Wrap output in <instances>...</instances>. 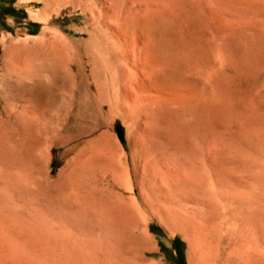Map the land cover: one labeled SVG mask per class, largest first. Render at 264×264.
Here are the masks:
<instances>
[{
	"label": "rangeland",
	"instance_id": "obj_1",
	"mask_svg": "<svg viewBox=\"0 0 264 264\" xmlns=\"http://www.w3.org/2000/svg\"><path fill=\"white\" fill-rule=\"evenodd\" d=\"M86 1L0 0V264H264V0L209 111L154 118L97 98Z\"/></svg>",
	"mask_w": 264,
	"mask_h": 264
},
{
	"label": "bare ground",
	"instance_id": "obj_2",
	"mask_svg": "<svg viewBox=\"0 0 264 264\" xmlns=\"http://www.w3.org/2000/svg\"><path fill=\"white\" fill-rule=\"evenodd\" d=\"M153 1H86L85 10L94 32L89 28L79 32L95 42L94 60L102 81L97 98L110 106L124 105L135 118L147 114L153 118L178 113L202 115L213 94L211 76L221 69L225 56L230 57L234 66L248 57L240 37L243 35L246 39L250 35L247 29L251 19L245 18L249 19V24L240 16L243 13L239 0H171L165 4ZM246 2L244 5L249 3ZM174 13L185 23L174 25L168 34L165 31L167 23L155 19L159 16L164 19ZM118 116L121 114L116 112L115 117ZM200 143L204 142L200 140Z\"/></svg>",
	"mask_w": 264,
	"mask_h": 264
}]
</instances>
